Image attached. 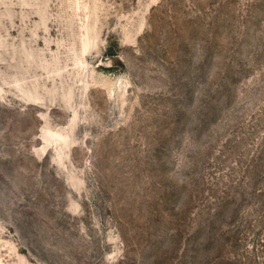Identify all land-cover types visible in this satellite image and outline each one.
<instances>
[{
    "label": "rangeland",
    "instance_id": "374dc122",
    "mask_svg": "<svg viewBox=\"0 0 264 264\" xmlns=\"http://www.w3.org/2000/svg\"><path fill=\"white\" fill-rule=\"evenodd\" d=\"M0 264H264V0H0Z\"/></svg>",
    "mask_w": 264,
    "mask_h": 264
}]
</instances>
